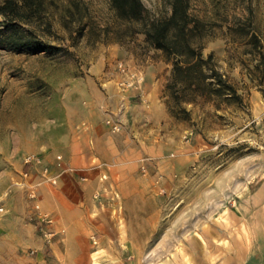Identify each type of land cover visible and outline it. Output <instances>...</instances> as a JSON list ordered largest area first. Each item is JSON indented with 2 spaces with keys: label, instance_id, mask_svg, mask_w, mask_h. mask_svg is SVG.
<instances>
[{
  "label": "rangeland",
  "instance_id": "rangeland-1",
  "mask_svg": "<svg viewBox=\"0 0 264 264\" xmlns=\"http://www.w3.org/2000/svg\"><path fill=\"white\" fill-rule=\"evenodd\" d=\"M43 1L42 16L31 28L54 48L0 47V161L7 151L22 159L27 154L44 159L51 151L63 160L65 118L84 115L91 100L104 96L97 109L116 110L114 120L123 126L113 132L106 123L112 141L122 146V158L95 160L90 169L101 167L95 170V186L86 185L88 173L73 175L81 183L83 225L61 232L72 240L60 245L57 256L48 251L46 264H251L259 259L264 254V0L191 1V15L207 26L203 56L213 55L212 64L240 100L183 86L174 94L172 62L144 34L131 35L109 0ZM142 1L154 17L171 13L168 0ZM251 34L260 39L259 47ZM120 61L144 75L141 61L169 65L162 94L169 118L132 131L125 101L149 102L135 92L123 97L117 85ZM112 96L118 106L107 100ZM33 168L28 180L39 177L31 185L38 184V203L39 188L58 182L44 181L41 168ZM23 172H18L22 182ZM27 198L33 201L28 193ZM40 211L56 224L52 213L42 206Z\"/></svg>",
  "mask_w": 264,
  "mask_h": 264
},
{
  "label": "crops",
  "instance_id": "crops-1",
  "mask_svg": "<svg viewBox=\"0 0 264 264\" xmlns=\"http://www.w3.org/2000/svg\"><path fill=\"white\" fill-rule=\"evenodd\" d=\"M140 63L142 65L139 67L146 75L145 91L149 105L140 104L135 97L125 101V108L132 114L133 122L130 128L133 132L135 130L138 132L141 128L139 126H143L146 122L150 121L156 126L161 119L170 117L162 98L164 83L169 74L166 67L169 65L163 61ZM106 98L104 96L96 101L91 100L88 106H85L84 115H75L73 121L70 117L65 118L64 136L67 137L68 144L59 150L63 156L62 161L59 159L61 157H54L51 151L43 153L45 164L51 165L52 173H61L58 185H42L38 192L40 200L38 203L42 209L52 213L56 218L54 229L57 235L53 243L48 244L39 234V225L32 220V216L36 214L34 202L28 200L26 188L15 185L16 182L23 181L18 172L34 168L25 165L22 157L12 152L7 151L3 155L0 161V208L3 209L0 210V264H46L48 251L57 256L60 245H68L66 241L69 243L72 240L70 235L66 240L61 232L67 229L72 233L73 227L83 225L80 217L84 214V203L78 193L81 191L79 187L81 183L79 184L73 175H78L80 172L88 173L91 181L86 185L90 188L96 184L95 170L101 168L94 165V169H90L96 159L105 157V160L118 162L122 158L120 156L122 146L117 148L112 141V133L105 121L109 118L115 119L116 110L113 109L111 114H106L97 109ZM107 100L111 101L113 107L120 104L115 96ZM103 153L108 157L102 156ZM58 162H61L60 166ZM63 168L73 170L72 174L63 171ZM74 170H77L76 173ZM103 170L105 169H102L100 174L104 172ZM111 176L113 173L110 171L109 177ZM37 181H39L38 175L33 174L29 180H25V184L31 186ZM261 243L260 248L264 249V236L261 237ZM251 264H264V254Z\"/></svg>",
  "mask_w": 264,
  "mask_h": 264
},
{
  "label": "trees",
  "instance_id": "trees-1",
  "mask_svg": "<svg viewBox=\"0 0 264 264\" xmlns=\"http://www.w3.org/2000/svg\"><path fill=\"white\" fill-rule=\"evenodd\" d=\"M171 13L154 17L142 0H109L116 16L129 24L131 35L144 34L146 42L164 52L173 64L171 88L183 86L200 95L240 100L235 86L212 64L213 55L203 56L206 24L191 15L192 0H168ZM43 0H5L0 2V47L14 51L23 49L47 51L54 47L43 42L31 28L33 19L42 16ZM250 40L259 47L260 39L251 34ZM262 58L264 54L261 53ZM39 225V222L35 220Z\"/></svg>",
  "mask_w": 264,
  "mask_h": 264
},
{
  "label": "built area",
  "instance_id": "built-area-1",
  "mask_svg": "<svg viewBox=\"0 0 264 264\" xmlns=\"http://www.w3.org/2000/svg\"><path fill=\"white\" fill-rule=\"evenodd\" d=\"M117 72H118V81L117 85L120 88L121 93L124 95V98H129L130 93L135 92L137 97L140 100L147 104L148 100L146 98V91L144 89L145 85V75L142 71L132 68L124 61H120L117 63ZM128 95V96H127ZM106 123L111 126L113 132H120L123 128L120 120L115 121L114 119L109 118ZM23 162L25 165L32 166L35 168H41V174L43 176L44 181L51 182L52 184H57L60 174H53L50 166L45 164L44 159L37 154H27L23 158ZM59 166L61 162H58ZM30 173L28 171L23 172L24 179H28ZM82 180H87V177H82ZM15 185L22 186L23 188H27L28 197L33 200L34 203V214L32 216V220H37L39 222V229L43 233L47 242L50 243L52 239L57 235L56 230L54 229V220L50 218L47 214H43L40 211V205L37 203V186H26L24 182H16ZM3 211L2 208H0Z\"/></svg>",
  "mask_w": 264,
  "mask_h": 264
}]
</instances>
